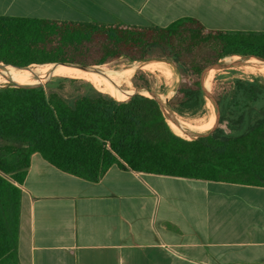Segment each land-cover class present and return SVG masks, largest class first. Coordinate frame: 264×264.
Returning a JSON list of instances; mask_svg holds the SVG:
<instances>
[{
	"label": "trees",
	"instance_id": "obj_1",
	"mask_svg": "<svg viewBox=\"0 0 264 264\" xmlns=\"http://www.w3.org/2000/svg\"><path fill=\"white\" fill-rule=\"evenodd\" d=\"M234 56L264 60V32L208 30L189 18L161 28L0 16V64L90 67L121 58L171 62L181 81L169 107L184 118L206 113L203 72ZM154 63L170 73L166 65ZM165 63L176 77L175 68ZM133 76L128 83L115 82L104 90L110 95L85 78L62 76L29 82L31 76L23 84L38 85L55 77L44 87L0 88V264L18 263L19 186L34 154L89 182H98L118 165L137 173L264 187V78L237 77L220 84L213 91L219 125L207 136L187 140L191 135L170 122L171 127L148 93L124 102L114 98L127 99L121 88L132 85ZM132 82L136 88L153 90L143 71ZM216 121L214 112L210 130Z\"/></svg>",
	"mask_w": 264,
	"mask_h": 264
},
{
	"label": "crops",
	"instance_id": "obj_2",
	"mask_svg": "<svg viewBox=\"0 0 264 264\" xmlns=\"http://www.w3.org/2000/svg\"><path fill=\"white\" fill-rule=\"evenodd\" d=\"M0 16L264 32V0H0ZM17 264H264V187L137 173L98 182L34 154Z\"/></svg>",
	"mask_w": 264,
	"mask_h": 264
},
{
	"label": "rangeland",
	"instance_id": "obj_3",
	"mask_svg": "<svg viewBox=\"0 0 264 264\" xmlns=\"http://www.w3.org/2000/svg\"><path fill=\"white\" fill-rule=\"evenodd\" d=\"M74 22V21H73ZM104 24H108V23H104ZM235 57V56H234ZM239 57L240 59L239 60H236L235 61V64L232 68L230 69H227V70H222V71H218V70H215L214 71V76H211L212 78V83H211V87L209 89V92L212 94L213 98H214V95H213V91L220 85V84H224L226 83L227 81H229L230 79H233V78H237V77H248V78H253V77H262L264 78V74L259 71L258 68L254 67V66H259V65H262L264 66V62L259 60V59H256V58H246V59H243L242 57L240 56H237ZM230 58H233V57H229ZM228 59V58H225L222 60V63H225V60ZM151 61H165V60H162V59H151V60H148V61H129L128 59H125V58H121L117 61H114L110 64H106V65H103V66H90L88 68H91V69H96V68H100L101 67V73L102 75L105 77V78H102L100 76H87V77H79L77 75H69L68 73L66 74H63V75H58V76H62V77H70V78H87V79H102V80H105V84H98L100 87L102 88H108L112 79L116 77V75H118L119 73L123 72L116 80V82H129L131 76L134 74V76L137 74V72L139 71H143L144 73L148 74L149 78L152 80L153 82V90L151 91V93L155 94L160 102L162 103L163 101L166 103H162V111L164 113V116H165V110H164V106L168 109V111H170V107H167L169 106V102L170 100L175 96L176 94V91H177V88H178V84L180 83L181 81V75L179 73V71L177 70V68L175 67L174 64H172L171 62L169 61H165V62H168L170 63L174 68H175V71H176V77L174 80L172 81H168L161 73H158V72H150V71H147V70H143V69H136V70H131V69H127L129 66L133 65L134 63L138 62V63H146V62H151ZM234 61V60H232ZM247 61H251L253 63L254 66H252L251 68L249 67H245L246 65H244L245 62ZM220 62V61H219ZM56 63L52 64V65H55ZM33 66H39V65H33ZM83 67V66H82ZM158 67V66H157ZM0 69H3L2 71H0V73L2 72H6V71H10L11 69L13 68H5V67H0ZM126 69V70H125ZM209 69V68H208ZM125 70V71H124ZM136 73H133L131 75L132 72H135ZM234 72V73H233ZM78 72H75V73H72V74H77ZM210 73V72H209ZM209 73L207 75H209ZM83 74H86V73H83ZM110 74V76H108ZM88 75V74H87ZM131 75V76H130ZM166 75H168L166 73ZM33 76H38V75H33ZM43 76H46V75H42L41 77ZM49 76H56V75H47V77ZM125 76H130L128 79H119L120 77H125ZM133 76V77H134ZM46 77V78H47ZM132 77V79H133ZM223 77V78H222ZM44 78V79H46ZM55 79V77H50L48 78L47 80H45V82L43 84H47L48 82L50 81H53ZM132 79H131V83L132 85H127L125 84L124 86H122L121 90L126 92L128 95L127 99L125 100H120L118 99L117 97H114L116 98L117 100L119 101H128L132 96L136 95V94H141L143 96H146L145 93H138L137 90L139 89H142V88H136L132 82ZM22 81V79L20 80ZM18 81V82H20ZM18 82H16L15 84H17ZM23 84V83H22ZM19 85V84H18ZM6 86H9V85H2L0 83V88L2 87H6ZM146 89V88H144ZM101 92L103 93H106V94H109V92L107 91H104L103 89H100ZM167 95V98H160V95ZM169 96V98H168ZM146 97H149V98H152V96L149 94V96H146ZM153 99V98H152ZM215 100V98H214ZM216 101V100H215ZM164 104V105H163ZM168 104V105H167ZM213 106H211V105ZM206 113L201 116V117H196V118H193V117H180L179 115H175L176 118H178L179 120H184V121H194L196 120L198 123L200 122H204L208 125L209 123V114L214 110V112L216 113V109H215V105L213 104L212 100L207 98V108H206ZM170 113V112H169ZM166 118V117H165ZM167 122L169 123V125L171 126L170 124V121L167 120ZM202 122V123H203ZM202 125V124H201ZM199 126V125H198ZM172 127V126H171ZM194 127H197L194 126ZM192 128V127H191ZM187 140H193L194 138L190 136V138H185Z\"/></svg>",
	"mask_w": 264,
	"mask_h": 264
},
{
	"label": "bare ground",
	"instance_id": "obj_4",
	"mask_svg": "<svg viewBox=\"0 0 264 264\" xmlns=\"http://www.w3.org/2000/svg\"><path fill=\"white\" fill-rule=\"evenodd\" d=\"M240 58L239 57H233V58H228L225 60V63H228V64H233L234 62H231L232 60L236 61V60H239ZM154 62H159V63H162L164 65H166L170 71V73L168 72L167 69H165L164 67L154 63ZM151 63V64H149ZM246 64H249L251 66H254L253 63L251 61H247L245 62ZM244 63V64H245ZM158 66H154V65ZM5 67V66H4ZM256 68L259 69V71H261L263 74H264V67L259 65V66H254ZM5 68H13L11 69L10 71H6V72H2L0 73V83L2 85H11V84H15L16 82L20 81L22 79V81L18 82L17 85H23V84H26V83H29V82H34V81H43L44 78L47 77V75H63V74H66L68 73L69 75H77L79 77H87L89 75L91 76H100L102 78H105L102 73H101V67L99 68H96V69H92V70H88V71H85V70H81V69H77V68H74V67H70V66H63V65H44V66H31L30 68L28 69H17V68H14V67H11V66H6ZM128 70L131 69V70H136V69H143V70H147V71H150V72H158V73H161L168 81H172L175 79V76H174V73L171 69V67L163 62V61H151V62H146V63H134L133 65L129 66L127 68ZM2 70V69H0ZM126 70V69H125ZM124 70V71H125ZM214 71L215 70H211L209 75L207 76L206 80H205V88L209 91L210 87H211V83H212V78L211 76H214ZM75 72H78L77 74H72V73H75ZM83 73H86V74H83ZM123 72L119 73L118 75H116L115 78L112 79L110 85L108 88H102L100 87L98 84H96L95 82L89 80V79H84V80H87L89 81L91 84H93L94 86H96L97 88L99 89H103V90H107L109 89L113 83H115L117 80V78L122 74ZM136 73V72H134ZM166 73L168 75H170V80H169V76L166 75ZM88 74V75H87ZM33 75H38V76H35L31 81L27 82L28 79L33 76ZM42 75H46L44 77H41ZM110 76V74L108 75ZM26 82V83H24ZM20 83H23V84H20ZM102 84H105V83H102ZM167 98V95L163 94V95H160V98ZM169 98V96H168ZM162 103H165L164 101ZM166 104V103H165ZM164 105V104H163ZM168 105V104H167ZM211 105V104H210ZM212 106V105H211ZM169 107V106H167ZM213 107V106H212ZM164 110H165V113L166 114H169L170 111H168V109L164 106ZM213 121H214V110L209 114V123L208 125H206L203 129H200V130H196V129H192L194 126H201V124H206L202 122L198 123L196 120L194 121H184V120H179L177 118V123H173L171 122L172 124H174L176 127L186 131V132H191V133H206L208 131H210L212 125H213ZM189 127H192V128H189Z\"/></svg>",
	"mask_w": 264,
	"mask_h": 264
},
{
	"label": "water",
	"instance_id": "obj_5",
	"mask_svg": "<svg viewBox=\"0 0 264 264\" xmlns=\"http://www.w3.org/2000/svg\"><path fill=\"white\" fill-rule=\"evenodd\" d=\"M243 59H246L248 57H242ZM261 61L264 62V60L262 59H259ZM55 65H63V66H70V67H74V68H77V69H81V70H85V71H88V70H92L91 68H88V67H82V66H75V65H68V64H55ZM234 65H236L235 63L233 64H228V63H222V60L220 62H218L216 65L210 67L209 69H206L202 76H201V83H202V87H203V91H204V94L206 96V99L209 98L212 100L213 104L215 105V109H216V117H217V121H216V125L214 126V128L206 133H191V132H188L187 134L191 135V137H193L194 139H197V138H200V137H204V136H207L210 132H212L215 128H217V126L219 125V121H220V114H219V108H218V105H217V102L214 100L212 94L205 88V80L207 78V74L211 71V70H218V71H222V70H227V69H230L232 68ZM3 66H10V65H5V64H0V67H3ZM33 66V65H32ZM11 67H14V68H17V69H28L30 68L31 66L29 67H26V68H19V67H15V66H11ZM45 84L43 83H40L38 85H32V86H24V85H17V84H11L9 86H6V87H15V88H34V87H44ZM138 93H148L152 96L153 99L157 100L160 104L161 107L162 106V103L160 102L159 98L149 92L147 89H139L137 90ZM176 113H174L171 109H170V113L169 114H165V117L167 120L173 122V123H177V118H176Z\"/></svg>",
	"mask_w": 264,
	"mask_h": 264
}]
</instances>
